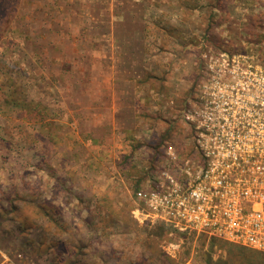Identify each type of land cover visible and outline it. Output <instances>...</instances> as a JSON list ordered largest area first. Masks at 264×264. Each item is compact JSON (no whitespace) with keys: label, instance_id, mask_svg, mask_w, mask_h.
<instances>
[{"label":"rangeland","instance_id":"obj_1","mask_svg":"<svg viewBox=\"0 0 264 264\" xmlns=\"http://www.w3.org/2000/svg\"><path fill=\"white\" fill-rule=\"evenodd\" d=\"M263 113L264 0H0V264H224L138 192L169 144L263 157ZM142 125L153 155L121 142Z\"/></svg>","mask_w":264,"mask_h":264},{"label":"built area","instance_id":"obj_2","mask_svg":"<svg viewBox=\"0 0 264 264\" xmlns=\"http://www.w3.org/2000/svg\"><path fill=\"white\" fill-rule=\"evenodd\" d=\"M262 122L264 130V113ZM166 148L161 176L138 192L154 213L182 232L264 252V156L247 159L235 145L215 140L198 141L197 157Z\"/></svg>","mask_w":264,"mask_h":264},{"label":"trees","instance_id":"obj_3","mask_svg":"<svg viewBox=\"0 0 264 264\" xmlns=\"http://www.w3.org/2000/svg\"><path fill=\"white\" fill-rule=\"evenodd\" d=\"M149 233L156 237H163L164 234L167 236L172 231L166 225H154ZM222 244V246L227 248L228 256L226 261H223L224 264H264V252L248 247L237 248L236 244L230 242H224ZM199 259L204 264H212V254L209 251H202Z\"/></svg>","mask_w":264,"mask_h":264},{"label":"crops","instance_id":"obj_4","mask_svg":"<svg viewBox=\"0 0 264 264\" xmlns=\"http://www.w3.org/2000/svg\"><path fill=\"white\" fill-rule=\"evenodd\" d=\"M129 99H131L130 103L124 99L123 95L120 96V99H119L120 104L118 105V107L115 108V110H117L116 112H118V114H120L121 116L126 117V115H131V114H133V111L140 110V108L142 107V105L141 106L140 105H134V103H132L133 97H130ZM137 107H139V108H137ZM128 113H131V114H128ZM136 119L138 121V118H136ZM134 121H136V120L134 119L133 121H131V122H133L132 124H131V122H129L127 125L130 128L131 127L135 128V127H133L136 125V122H134ZM139 124H141V123H139ZM153 131H154V133H153L154 137H152L150 135L151 139L146 141L148 139L147 138L148 135L152 134ZM127 133L128 134L126 135V137L124 134L120 133L121 139H125V138L128 139L127 141H126V139L121 140V142L128 143V144L130 143V144L134 145L135 148L139 147V145L141 144L140 149L144 148L147 156H149L150 154L153 155V154L157 153L155 151V148L157 147V144L159 143V141H158V139H159L158 134L159 133L156 132L155 130H151V129L148 130V125L139 126V129H137V130L129 129V132H127ZM138 142H140V143L138 144ZM136 145H138V146H136ZM150 159H154V157H151Z\"/></svg>","mask_w":264,"mask_h":264}]
</instances>
